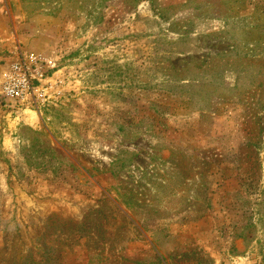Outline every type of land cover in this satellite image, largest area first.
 Here are the masks:
<instances>
[{"label":"rangeland","instance_id":"1","mask_svg":"<svg viewBox=\"0 0 264 264\" xmlns=\"http://www.w3.org/2000/svg\"><path fill=\"white\" fill-rule=\"evenodd\" d=\"M51 216V264H264V0H0V250Z\"/></svg>","mask_w":264,"mask_h":264},{"label":"trees","instance_id":"2","mask_svg":"<svg viewBox=\"0 0 264 264\" xmlns=\"http://www.w3.org/2000/svg\"><path fill=\"white\" fill-rule=\"evenodd\" d=\"M56 220L57 219L54 220L52 216L46 220L45 231L42 237H40V239H43V242H41L39 238L37 240L34 239L30 241V246L24 252H17V250H14L10 255L7 254L6 247L0 250V264H51L53 249L48 247L45 242L51 241L49 238L54 233L52 231L54 230ZM58 220V225L65 234L77 233L83 227V221L76 223L70 219ZM75 225L77 226L75 227Z\"/></svg>","mask_w":264,"mask_h":264},{"label":"built area","instance_id":"3","mask_svg":"<svg viewBox=\"0 0 264 264\" xmlns=\"http://www.w3.org/2000/svg\"><path fill=\"white\" fill-rule=\"evenodd\" d=\"M5 96L17 100H26L33 91V85L27 68L21 62H15L2 85Z\"/></svg>","mask_w":264,"mask_h":264}]
</instances>
